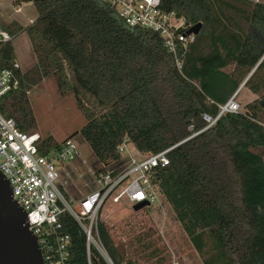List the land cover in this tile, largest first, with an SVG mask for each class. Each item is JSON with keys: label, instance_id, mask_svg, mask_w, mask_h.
<instances>
[{"label": "trees", "instance_id": "obj_1", "mask_svg": "<svg viewBox=\"0 0 264 264\" xmlns=\"http://www.w3.org/2000/svg\"><path fill=\"white\" fill-rule=\"evenodd\" d=\"M13 2L36 10L31 24L14 21L5 29L13 40L27 34L36 64L14 69L13 42L0 45V70H15L18 78L17 89L0 100V113L20 131H35L30 93L53 78L85 119L64 142L80 136L104 168L121 160L125 141L143 155L179 145L156 181L204 264H264V4L162 0L163 10L185 19L182 32L201 25L195 42L177 56L179 71L159 33L127 26L99 0ZM244 60L251 72L258 66L244 86L258 99L218 118L251 73L244 79L233 75ZM204 116L218 119L208 128ZM58 147L46 136L40 153ZM100 216L99 237L113 264H169L152 226L116 242ZM60 220V233L71 241L67 263L88 264L85 234L68 213ZM91 264H108L93 247Z\"/></svg>", "mask_w": 264, "mask_h": 264}, {"label": "built area", "instance_id": "obj_2", "mask_svg": "<svg viewBox=\"0 0 264 264\" xmlns=\"http://www.w3.org/2000/svg\"><path fill=\"white\" fill-rule=\"evenodd\" d=\"M99 1L114 9L127 26L159 33L166 48L176 57L177 68L181 71L182 63L177 56L196 39V35L188 34L189 31L182 32L186 28L184 18L163 10L162 0ZM22 10V5L17 6L16 13L20 14ZM9 42H13L12 37L0 27V45ZM14 69L21 70L17 62ZM17 87L15 70H0V100ZM234 98L220 107L218 118L241 111ZM204 120L210 124L208 128L216 122L207 116ZM42 143L41 134L20 131L14 120L0 113V172L8 180L14 199L27 213L29 231L37 238L44 264H68L70 237L60 233V219L64 213H68L85 234L88 264H91L92 247L108 264H113L99 237L101 211L108 203L118 205L122 202L132 208L140 203H147L144 208H163L166 202L156 181L157 172L169 165V154L179 145L158 154L143 155L137 151L135 157L123 158L122 155L112 170H109L110 166H102L92 174L96 186L94 192L74 201L65 195L62 174L67 166L80 158L77 141L73 138L59 142L58 148H50L46 154L40 153ZM127 144L125 141L120 146L121 154L126 151Z\"/></svg>", "mask_w": 264, "mask_h": 264}, {"label": "rangeland", "instance_id": "obj_3", "mask_svg": "<svg viewBox=\"0 0 264 264\" xmlns=\"http://www.w3.org/2000/svg\"><path fill=\"white\" fill-rule=\"evenodd\" d=\"M255 1L257 2V0ZM258 1L264 2V0ZM22 8V13L17 14V5L14 4L13 0H0V27L6 29L14 21L22 26H27L31 20L35 19L36 10L33 4L22 5ZM12 44L17 63L23 72L36 64V58L26 33L20 34L13 40ZM246 62L245 60L240 62L234 68L233 75L237 79H244L248 76L258 61L254 59L251 70H249ZM257 99L255 95L243 87L235 96L234 102L243 111L247 104ZM30 100L38 125L35 131L41 134L43 138L52 136L56 141L63 142L69 136L79 132L85 124V119L78 111L74 97L72 95L61 96L53 78H47L35 87L30 93ZM75 140L80 148V158L67 166L62 175L71 186L72 196L70 199L78 201L82 196L96 190L92 174L99 171L102 166L80 136H76ZM136 154L137 150L129 143L122 155L123 158H126L135 157ZM112 168H114V164L109 167V170ZM74 208H77V205H74ZM142 210L134 212L131 205L125 202L118 205L108 203L103 208L100 219L110 228L116 242L125 243L138 236L144 228L152 226L159 232L163 244L168 250L169 264H204L203 258L192 246L180 225L174 220V215L166 203H164L163 208Z\"/></svg>", "mask_w": 264, "mask_h": 264}, {"label": "water", "instance_id": "obj_4", "mask_svg": "<svg viewBox=\"0 0 264 264\" xmlns=\"http://www.w3.org/2000/svg\"><path fill=\"white\" fill-rule=\"evenodd\" d=\"M201 25L189 30L188 34L199 35ZM258 67V66H257ZM257 67L239 87L233 97L246 85ZM264 107V101L261 103ZM147 203L133 207L141 211ZM0 264H44L37 238L29 231L27 213L14 199L8 180L0 172Z\"/></svg>", "mask_w": 264, "mask_h": 264}, {"label": "crops", "instance_id": "obj_5", "mask_svg": "<svg viewBox=\"0 0 264 264\" xmlns=\"http://www.w3.org/2000/svg\"><path fill=\"white\" fill-rule=\"evenodd\" d=\"M254 2H255V3H259V4H261V3L264 4V2H261V1H258V0H257V2L254 0ZM23 5H25V4H23ZM36 17H37V13H36ZM36 17H35V19H36ZM35 19H34V20H35ZM34 20H31L29 24H31V22L34 21ZM29 24H27V25H29ZM89 150H90V149H89ZM90 152H91V151H90ZM62 185H63L64 190H65V192L67 193V195H69V197L72 196V195H71V194H72V189H70L71 186H70L65 180L62 181Z\"/></svg>", "mask_w": 264, "mask_h": 264}]
</instances>
